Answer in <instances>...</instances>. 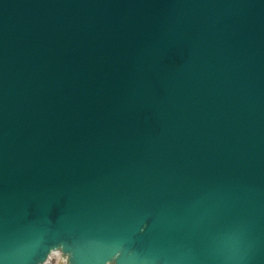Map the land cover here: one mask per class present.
I'll return each mask as SVG.
<instances>
[{
  "label": "water",
  "instance_id": "1",
  "mask_svg": "<svg viewBox=\"0 0 264 264\" xmlns=\"http://www.w3.org/2000/svg\"><path fill=\"white\" fill-rule=\"evenodd\" d=\"M55 249L264 264V0H0V264Z\"/></svg>",
  "mask_w": 264,
  "mask_h": 264
},
{
  "label": "bare ground",
  "instance_id": "2",
  "mask_svg": "<svg viewBox=\"0 0 264 264\" xmlns=\"http://www.w3.org/2000/svg\"><path fill=\"white\" fill-rule=\"evenodd\" d=\"M44 264H67L60 249H55L47 256Z\"/></svg>",
  "mask_w": 264,
  "mask_h": 264
}]
</instances>
